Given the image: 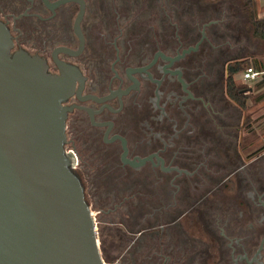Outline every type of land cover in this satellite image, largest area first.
Instances as JSON below:
<instances>
[{
    "label": "flooded vegetation",
    "instance_id": "af4514ba",
    "mask_svg": "<svg viewBox=\"0 0 264 264\" xmlns=\"http://www.w3.org/2000/svg\"><path fill=\"white\" fill-rule=\"evenodd\" d=\"M223 3L0 0L12 52L71 73L64 147L82 185H108L133 264H264V142L227 95L244 54Z\"/></svg>",
    "mask_w": 264,
    "mask_h": 264
},
{
    "label": "water",
    "instance_id": "95a60500",
    "mask_svg": "<svg viewBox=\"0 0 264 264\" xmlns=\"http://www.w3.org/2000/svg\"><path fill=\"white\" fill-rule=\"evenodd\" d=\"M12 48L0 20V264H108L64 147L71 73Z\"/></svg>",
    "mask_w": 264,
    "mask_h": 264
},
{
    "label": "rangeland",
    "instance_id": "374dc122",
    "mask_svg": "<svg viewBox=\"0 0 264 264\" xmlns=\"http://www.w3.org/2000/svg\"><path fill=\"white\" fill-rule=\"evenodd\" d=\"M262 4H264V0H256L259 17H264V7H262ZM224 5L230 15L228 21H232L233 23L236 22V25L239 28L238 30H241L240 38H242V42L238 43L239 48L237 49H240V53L244 54L241 58L247 59L242 63L244 64L247 62L248 64H254L255 61L264 59V42L254 36L251 19L247 13V9L243 7V2L241 0H226ZM241 49H243V51ZM241 73L242 72L239 71L235 74L239 85H241L242 89L245 91L253 89V91H251V96L245 95L247 100L246 107L241 108L243 109L244 114H247L248 118L253 120L256 126L259 125L255 131V136H251L248 139L254 143L258 142L259 145H261V143L264 142V77L260 83H244L243 80H240ZM84 186L91 204V209L95 213L98 237L100 239L101 246L103 248V242L109 257L114 260L112 264H133L136 259L142 260V252L132 254L131 252H127L129 249H125L126 247H123V238L118 235V230L115 226L116 224L115 222L113 223L116 219L115 215L106 214V211L110 208V205L108 206V204L111 201L107 198V194H105L108 185ZM100 209L105 212L99 213ZM117 212H121V210ZM123 212L125 213V210H123ZM140 228H142V221H139L138 223L136 222L135 225H133V229L135 231ZM130 237L132 238V236Z\"/></svg>",
    "mask_w": 264,
    "mask_h": 264
},
{
    "label": "trees",
    "instance_id": "16d2710c",
    "mask_svg": "<svg viewBox=\"0 0 264 264\" xmlns=\"http://www.w3.org/2000/svg\"><path fill=\"white\" fill-rule=\"evenodd\" d=\"M243 2V7L247 9V13L250 16L252 27H253V34L255 37H257L259 40L264 42V17L258 16V8L256 5V0H241ZM245 58H236L232 63H230V73L231 76L229 77L228 84H227V95L228 97L233 100L236 104L241 106L242 108L246 107L247 100L245 96H240L239 94V83L233 78V75L235 73L243 72L247 67L254 66V64H248L244 62ZM259 71L264 70V61L256 67ZM103 245V255L105 260L108 262V264H112L114 262L113 258H110L108 253L106 252L105 245ZM141 260L137 261L136 263H139Z\"/></svg>",
    "mask_w": 264,
    "mask_h": 264
},
{
    "label": "built area",
    "instance_id": "2783aa9c",
    "mask_svg": "<svg viewBox=\"0 0 264 264\" xmlns=\"http://www.w3.org/2000/svg\"><path fill=\"white\" fill-rule=\"evenodd\" d=\"M264 74L262 71H258L253 65L247 67L242 73L241 78L246 83L255 82L258 80L259 76Z\"/></svg>",
    "mask_w": 264,
    "mask_h": 264
},
{
    "label": "crops",
    "instance_id": "0c3cea01",
    "mask_svg": "<svg viewBox=\"0 0 264 264\" xmlns=\"http://www.w3.org/2000/svg\"><path fill=\"white\" fill-rule=\"evenodd\" d=\"M262 7H264V4H262ZM263 60L264 59H262V60H258V61H255L254 63H255V65H254V67L256 68L258 65H260L262 62H263ZM257 69V68H256ZM258 70V69H257ZM259 71V70H258ZM262 72H264V70L262 71ZM264 77V74H261L260 76H259V78H258V80L257 81H255L254 83H260V82H262L261 80H262V78ZM264 98V97H263Z\"/></svg>",
    "mask_w": 264,
    "mask_h": 264
}]
</instances>
